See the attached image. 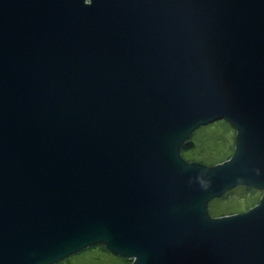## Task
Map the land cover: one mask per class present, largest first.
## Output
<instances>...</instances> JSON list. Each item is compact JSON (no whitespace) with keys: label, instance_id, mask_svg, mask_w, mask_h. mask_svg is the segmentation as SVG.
<instances>
[{"label":"water","instance_id":"obj_1","mask_svg":"<svg viewBox=\"0 0 264 264\" xmlns=\"http://www.w3.org/2000/svg\"><path fill=\"white\" fill-rule=\"evenodd\" d=\"M235 131L215 165L183 151ZM262 191L213 216L237 186ZM264 264V0H0V264Z\"/></svg>","mask_w":264,"mask_h":264},{"label":"rangeland","instance_id":"obj_2","mask_svg":"<svg viewBox=\"0 0 264 264\" xmlns=\"http://www.w3.org/2000/svg\"><path fill=\"white\" fill-rule=\"evenodd\" d=\"M223 123L226 121H215L194 132L191 137L194 145L184 150L189 161L215 165L233 153L236 131L229 124L230 127ZM261 196V190L244 185L237 186L222 197L211 200L210 212L212 215L245 212L256 205ZM101 246L90 247L56 264H124L123 260Z\"/></svg>","mask_w":264,"mask_h":264},{"label":"trees","instance_id":"obj_3","mask_svg":"<svg viewBox=\"0 0 264 264\" xmlns=\"http://www.w3.org/2000/svg\"><path fill=\"white\" fill-rule=\"evenodd\" d=\"M223 124H225L226 126L228 125V123L226 122V123H223ZM229 126V125H228ZM230 127V126H229ZM234 152V151H233ZM185 151H183V155H184V157L185 158H187L186 157V155H185ZM233 154V153H232ZM232 154L229 156V157H227V158H225L224 160H226V159H228V158H230L231 156H232ZM188 159V158H187ZM188 160H190V159H188ZM223 160V161H224ZM245 187V186H244ZM102 248H103V246H101ZM120 260H123V262H124V264H130L131 263V260H129V259H124V258H122V257H119V256H117Z\"/></svg>","mask_w":264,"mask_h":264},{"label":"flooded vegetation","instance_id":"obj_4","mask_svg":"<svg viewBox=\"0 0 264 264\" xmlns=\"http://www.w3.org/2000/svg\"><path fill=\"white\" fill-rule=\"evenodd\" d=\"M219 215H223V214H217V215H215V216H219Z\"/></svg>","mask_w":264,"mask_h":264}]
</instances>
